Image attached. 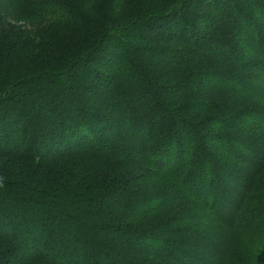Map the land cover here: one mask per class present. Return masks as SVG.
<instances>
[{
  "label": "trees",
  "instance_id": "1",
  "mask_svg": "<svg viewBox=\"0 0 264 264\" xmlns=\"http://www.w3.org/2000/svg\"><path fill=\"white\" fill-rule=\"evenodd\" d=\"M264 264V0H0V264Z\"/></svg>",
  "mask_w": 264,
  "mask_h": 264
},
{
  "label": "rangeland",
  "instance_id": "2",
  "mask_svg": "<svg viewBox=\"0 0 264 264\" xmlns=\"http://www.w3.org/2000/svg\"><path fill=\"white\" fill-rule=\"evenodd\" d=\"M217 253L219 251L215 249H207L205 253V260H203V264H220V260L217 257ZM229 264H251L250 259L247 254H240L239 256L233 257L232 260L229 261Z\"/></svg>",
  "mask_w": 264,
  "mask_h": 264
}]
</instances>
